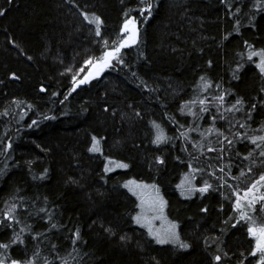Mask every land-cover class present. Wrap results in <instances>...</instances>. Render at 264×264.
<instances>
[{"label":"trees","instance_id":"obj_1","mask_svg":"<svg viewBox=\"0 0 264 264\" xmlns=\"http://www.w3.org/2000/svg\"><path fill=\"white\" fill-rule=\"evenodd\" d=\"M156 2L159 7L145 21L138 15L140 0H0V7L7 9L0 16V213L16 202L14 198L23 196L29 208L21 209L23 223L17 231L27 224L44 232L47 221L35 215L29 217L26 211L44 207L43 197L47 196L56 205L57 219L65 226L47 233L46 241L41 237L42 242L25 233L27 249L13 246L11 255L18 256L21 250L30 255L38 245L41 256L52 259L50 244H56V252L68 264H215L211 257L219 244L229 252L221 264H240L241 254L246 256L254 246L243 222L235 227L232 220L224 223L234 216L233 201L225 199V193L230 194L228 186L186 198L178 184L193 168H201L207 171L195 174L197 185L206 179L214 181L210 173L216 170L229 186L244 188L264 166H254L252 174L236 181L220 173L218 165L228 164L229 153L217 161V153L208 150L219 147L217 136L204 135L212 124L210 115L217 114L214 103L211 113L203 114L202 119L178 109L185 100L197 96L213 100L223 90H229L232 96L226 100L241 96L257 106L249 127L240 131L261 134L258 129L264 123V76L247 59L248 45L244 42L256 49L264 48V11L252 8L255 0ZM226 3L239 4L241 13L233 16ZM129 9L140 21V40L122 50L127 66L106 69L100 77L68 95L73 74L85 59L99 56L101 50L96 42L100 37L82 12L96 13L104 19L101 35L111 44ZM253 14L255 19L249 23ZM237 18L241 21L239 32L234 30ZM237 64L242 65L238 70ZM234 70L239 79L233 77ZM11 72L20 78H12ZM202 75L221 83V90L201 92L197 85ZM141 80L150 88H144ZM41 85L47 91H42ZM15 99L21 101L19 106ZM224 115L236 128V121L244 120L243 112ZM51 116L56 118L45 119ZM33 120L37 124L29 127ZM153 120L175 139L166 144L152 143ZM176 121L194 129L189 133L190 140L181 135L185 129ZM216 126L226 134L236 130H228L223 120H217ZM92 135L103 138L102 152L88 151ZM9 141L10 149L6 147ZM198 142L205 146L203 153L195 146ZM250 147V142L236 144L231 152L234 163L226 171L238 175V169L251 165V161L236 155L237 151L246 155ZM159 156L164 157L163 164L156 160ZM107 157L124 161L129 168L104 172ZM253 158L257 159L255 154ZM44 169L48 170L45 179L33 178ZM70 177L79 183L68 182ZM130 179L159 185L167 200V216L179 221L181 237L192 244L191 249L157 244L134 222L138 199L123 186ZM204 207L208 212L201 211ZM108 226L114 235L105 231ZM74 227L80 228L82 236L75 244L70 239ZM121 236L128 239L121 240ZM10 237L9 229L0 228V240L6 242ZM249 260L255 264L251 257ZM54 264L61 262L56 260Z\"/></svg>","mask_w":264,"mask_h":264},{"label":"snow or ice","instance_id":"obj_2","mask_svg":"<svg viewBox=\"0 0 264 264\" xmlns=\"http://www.w3.org/2000/svg\"><path fill=\"white\" fill-rule=\"evenodd\" d=\"M10 3L11 0H8ZM226 6L232 10V15L235 16L238 13H241L242 8L239 4L233 6L230 3H226ZM159 5L156 0H140V4L138 5V15L143 17L146 21L147 18L153 15V10L158 8ZM252 8L264 11V0H255L252 4ZM7 9L0 7V16H3ZM133 9H129L124 12V20L123 24L119 30V34L115 39L109 43V40L101 35V29L104 25V19L97 15L96 13L82 12L84 19L88 21L89 24L94 25V32L97 37H100L98 44L101 45V50L99 56H89L87 59L83 61L82 66L77 70L76 73L72 76V88L69 90L68 95H71L72 92L76 91L82 85L89 84L92 79L99 77L106 69L114 68L118 65H126V60L124 58V53L122 50L126 47H131L133 45H137L140 40V28L136 15H132L131 12ZM146 14V15H145ZM255 19V15L251 17L249 23ZM240 19H235V31L239 32ZM255 25L253 24V27ZM227 35H230L228 33ZM227 35L224 37L227 39ZM15 43V41H13ZM248 45L247 59L256 64L259 69V73L264 76V48L256 49L254 45L248 44L247 41L244 42ZM254 57H257V60H253ZM31 59V57H28ZM208 65H212V60L207 61ZM242 65L237 64L236 69H240ZM66 71L71 72V68H66ZM83 74V75H81ZM11 77L14 79H19L20 77L16 72L10 73ZM135 76L136 74L133 73ZM233 77L235 79H239V75L237 71H233ZM199 85L197 87L203 93L209 92L211 89L215 88L216 90H221V83H216L212 81L211 78L206 75H202L199 77ZM141 84L144 88H150L149 84L146 81L141 80ZM42 91H47L43 85L40 86ZM155 91L154 88L151 89ZM264 91V89H262ZM53 95H58V93H53ZM232 96V92L229 90H223L222 94L214 96L213 100H210L208 96H197L196 99H189L183 102V107L178 109L179 112L184 113L187 110L188 113L191 114L192 117L196 119H202L203 114H210L212 109L211 105H215V110L217 114H211L210 119L212 121L211 126L205 131L204 135L208 136L212 133H215L217 136L216 143L219 147L210 148L209 151L217 153L216 159L220 161L223 159L225 153H229L228 164L224 167L219 168V172L223 173L227 176H230L233 181H236L242 177H248L250 174L254 172V166L262 165L264 166V123L259 126V132L261 134L249 135L245 131H240V129H244L249 127L248 122L252 119V112L256 111L255 103H248L241 96H234L232 100H226V97ZM67 99V95L65 96ZM14 103L19 106L21 101L19 99H15ZM264 103V101H262ZM248 105L245 108V105ZM32 105H28V108H31ZM197 107H199V111H197ZM108 110V106L105 105V111ZM7 110H5L6 114ZM244 113V120L241 123L240 121H236V124L239 125L236 128L229 119L228 116L224 115V113ZM113 114H115V109H113ZM136 115L139 116L140 112L137 111ZM55 116L45 117V119H55ZM170 119H175V117L170 116ZM217 120H223L226 122V126L228 130L235 128V131H226L224 129L218 128L216 126ZM153 130H154V139L152 143L160 145L166 144L175 139V137H169L164 128L160 123L153 120L151 121ZM37 121L33 120L32 124L36 125ZM176 124L180 128H184V132L181 133L182 136L186 140H190L191 136L189 135L194 129L190 127H185L184 125H180L179 121H176ZM229 135H231V139H229ZM222 137V139H221ZM101 138H98L95 135L91 137V146L88 148L89 152L97 153L102 152L103 149L100 146ZM244 142H250L251 147L246 150V155L236 152L238 157L242 156L244 160L251 161V165L247 166L246 169H238V175H233L230 170L226 171V169H230L233 165V161L231 159V152L235 149L236 144H243ZM197 150L201 153L205 151V146L202 143L195 144ZM7 148L12 147V142L9 141L6 145ZM187 147V145L185 146ZM254 154L257 159H254ZM191 155V153H189ZM109 163H112V158L107 157ZM179 159V157H177ZM156 160L159 164H163L164 157L159 156L156 157ZM191 163V162H190ZM115 167L127 169L129 168V164L124 161H118L115 163ZM211 165H208V168H211ZM112 167L109 165L104 166V172L112 171ZM207 171V169L201 168H193L191 173L185 174V179L182 181L181 185L178 187L181 188V194L187 197H192L199 193L203 196L205 193H209L212 191H221V186H228L230 188V194L225 193L226 200H232V207L234 209V216L229 217L224 221L225 224L228 223L229 220L234 221L232 226L235 227L237 224L244 223L246 227L247 234L254 239V246L250 248L247 255H242V259L240 260V264H244L245 260H249L251 257L255 264H264V217L261 216V213H264V170L256 171L255 178L250 179V182H246V186L244 188H238L237 185L233 184L229 186V182L222 175H217L216 170H212L210 173V177L214 178V181L204 180L202 184L197 185L194 183L195 174L201 173L202 175ZM48 175V170L44 169L41 171L38 177H33L34 179H45ZM70 183L78 184L79 181L75 178L70 177ZM128 189L134 196L139 198V204L137 207L140 209L139 212L133 217V220L136 224L142 225L148 229V235L154 238L155 242L160 245L171 244L175 245L177 248L182 250H188L192 248V244L188 241L184 240L181 237L180 233V223L176 220H168V218L164 215V210L167 207V200L163 197L160 192L159 185L153 183L148 184L144 181H138L136 179H130L124 182L123 185ZM24 197H16L14 200L16 202L11 203L10 207L0 213V228H7L11 231V237L5 242L0 240V264H54V261L59 260L61 264H68L67 260L63 257H60L58 252H56L57 245L50 244V250L53 252L52 259L48 257L41 256L42 249L37 245L32 250L29 255L26 251L21 250L18 256L11 255V250L13 246H23V249H27L28 247V239L25 236L30 237L32 240L40 241V238L43 237V240H48L47 233L58 231L61 227H65L60 224L57 219L56 205L54 203H50L48 201V197H43L44 207H40L38 210L34 212H27L26 215L29 217L35 215L41 220H46V226L44 232L35 231L30 225L25 224L23 227L17 231V227L21 225L23 222L21 220V209L27 210L29 205L24 202ZM35 203V201L33 202ZM259 206V207H258ZM223 208V205H221ZM203 212H208V208L204 207L201 209ZM156 219H162L166 221L164 227L155 228L153 227L152 221ZM103 227V225H101ZM105 231L110 235H114L111 226L105 228ZM71 242L75 244L77 241L82 240L81 231L79 227H74L71 230ZM121 240H127V236H121ZM219 240V237L216 238ZM205 244H208V241L205 240ZM75 250V249H74ZM229 257V252L223 250V248L218 244L216 252L212 255L211 260L215 262V264H221L224 258ZM157 264L159 262L157 261ZM249 264H252V261L249 260Z\"/></svg>","mask_w":264,"mask_h":264},{"label":"rangeland","instance_id":"obj_3","mask_svg":"<svg viewBox=\"0 0 264 264\" xmlns=\"http://www.w3.org/2000/svg\"><path fill=\"white\" fill-rule=\"evenodd\" d=\"M108 162V164L107 165H109V167H112V171H115L116 169H117V167H115V163L117 162V161H114V160H112V163H109V161H107ZM119 169V168H118ZM121 169V168H120ZM123 169V168H122ZM112 171H110V172H112ZM189 173H191V172H189ZM185 179V175H184V177L181 179V181H180V183L178 184V186L179 185H181V183H182V181ZM147 183V182H146ZM194 183H196V179H194ZM148 184H150V183H148ZM179 190L181 191V188L179 187ZM161 192V191H160ZM162 194V193H161ZM185 196V195H184ZM164 197V196H163ZM186 198H190V197H187V196H185ZM137 199H138V204H139V198L138 197H136ZM167 208V207H166ZM166 208H165V210H164V215L168 218V220H171V219H169V217L167 216V212H166ZM140 211V209L138 208V211L137 212H139ZM152 224H153V227H155V228H161V227H164L165 226V224H166V221H164V220H162V219H156V220H153L152 221ZM139 226H141V227H143L147 232H148V229L146 228V227H144V226H142V225H139ZM153 238V237H152ZM154 239V238H153Z\"/></svg>","mask_w":264,"mask_h":264},{"label":"water","instance_id":"obj_4","mask_svg":"<svg viewBox=\"0 0 264 264\" xmlns=\"http://www.w3.org/2000/svg\"><path fill=\"white\" fill-rule=\"evenodd\" d=\"M102 74H103V73H102ZM102 74H101V75H102ZM101 75H100V76H101ZM100 76H99V77H100ZM96 78H97V77H96ZM94 79H95V78H94ZM92 80H93V79H92ZM82 86H83V85H82ZM80 87H81V86H80Z\"/></svg>","mask_w":264,"mask_h":264}]
</instances>
